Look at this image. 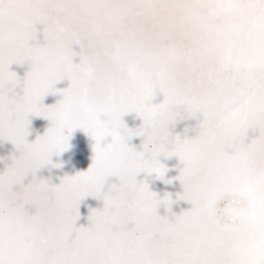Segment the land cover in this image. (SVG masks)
I'll use <instances>...</instances> for the list:
<instances>
[{"label": "snow or ice", "instance_id": "6c2138e0", "mask_svg": "<svg viewBox=\"0 0 264 264\" xmlns=\"http://www.w3.org/2000/svg\"><path fill=\"white\" fill-rule=\"evenodd\" d=\"M232 7L0 0V141L17 153L0 172V264H264V0ZM32 118L49 126L30 142ZM185 120L192 135L175 132ZM76 130L94 142L87 170L37 179ZM162 157L190 205L171 218L138 180L163 179ZM86 197L103 207L78 227Z\"/></svg>", "mask_w": 264, "mask_h": 264}, {"label": "bare ground", "instance_id": "6f19581e", "mask_svg": "<svg viewBox=\"0 0 264 264\" xmlns=\"http://www.w3.org/2000/svg\"><path fill=\"white\" fill-rule=\"evenodd\" d=\"M67 81H65L60 87H66ZM54 99L50 97L46 103L53 102ZM126 122L131 120V116H126ZM31 134L29 136L30 142L35 140L37 135H43L46 128L49 126V122L41 118H32ZM196 122L194 120H185L178 122L175 127V132L185 134L187 130L188 135L193 134ZM94 142L91 138L85 135L81 130H76L70 139V149L61 153L59 156L53 155L49 164L40 168L36 172V178L44 180L50 185H58L65 176L75 175L80 171L87 170L93 155L91 147ZM14 146L10 142L0 141V172H3L11 163V157L16 155ZM161 163L167 169L163 179H159L155 174H141L138 180L148 184L149 190L156 193L159 198H163L167 193L169 198L174 201L171 206V212H168L162 205L157 211L161 216L167 215L169 218L172 215H179L183 211L190 208V205L182 200H178V194L182 193L183 188L179 180L176 177L179 175V168L181 165L176 157L161 158ZM59 165V167H57ZM167 181H170L167 182ZM103 202L92 197H86L79 206L80 219L77 221L78 227L88 226V216L90 209H101Z\"/></svg>", "mask_w": 264, "mask_h": 264}, {"label": "clouds", "instance_id": "9594fccd", "mask_svg": "<svg viewBox=\"0 0 264 264\" xmlns=\"http://www.w3.org/2000/svg\"><path fill=\"white\" fill-rule=\"evenodd\" d=\"M215 11L219 16H228L232 13V0H215Z\"/></svg>", "mask_w": 264, "mask_h": 264}]
</instances>
